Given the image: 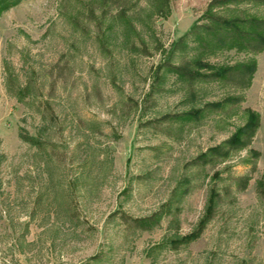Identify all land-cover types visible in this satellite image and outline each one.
Returning <instances> with one entry per match:
<instances>
[{
    "label": "rangeland",
    "instance_id": "rangeland-1",
    "mask_svg": "<svg viewBox=\"0 0 264 264\" xmlns=\"http://www.w3.org/2000/svg\"><path fill=\"white\" fill-rule=\"evenodd\" d=\"M210 1L175 0L160 16L157 0H122V19L101 0H20L1 15L0 264H264L257 191L264 181V51L189 36L213 12L264 18V8L209 9ZM182 37L185 51L173 64L200 58L234 66L253 58L250 87L202 81L191 95L174 71L156 77ZM228 96L243 99L199 120L158 123ZM250 111L260 119L250 147L257 160L245 149L221 164L191 165L230 138ZM242 176L250 177L244 190ZM182 179L192 187L179 226L171 217L151 231L121 224L119 213L150 216ZM212 186L221 194L213 219L194 242L172 249L176 235L197 228Z\"/></svg>",
    "mask_w": 264,
    "mask_h": 264
},
{
    "label": "trees",
    "instance_id": "trees-1",
    "mask_svg": "<svg viewBox=\"0 0 264 264\" xmlns=\"http://www.w3.org/2000/svg\"><path fill=\"white\" fill-rule=\"evenodd\" d=\"M20 0H0V17L1 15L10 10ZM102 8L106 10L108 4L113 3L120 10V18H126V6L122 3V0H101ZM175 0H157L154 10L157 15L164 16L170 9L171 4ZM226 5L243 6L252 5L254 7H263L264 0H211L209 3V9L222 8ZM110 6V5H109ZM124 10V11H123ZM210 21L208 24L195 26L189 36L194 37L200 41L207 40L213 41L220 46H225L228 43L235 41L238 44H242L246 51L251 54L260 53L264 51V18L245 17L243 14H239L234 18H229L213 12L207 16ZM132 25V22H130ZM132 27V26H131ZM186 38H180L171 49L168 55L167 62L160 64L155 70V76L159 77L160 72L163 69L174 71L177 75L187 81L190 89V94L194 95L193 85L202 81H218L226 82L238 90H246L250 87L253 76L256 72L257 64L256 60L251 58L246 63L236 64L234 66H215L204 62L200 58L187 59L183 58L178 64H173L171 59L177 52L185 51ZM99 43L102 50L107 51L105 40L103 37L99 38ZM140 51L144 54H149L145 45H142ZM159 81V78H157ZM242 96H228L225 99L207 104L202 109H191L185 113L179 115L167 114L160 118L159 124H170L176 120L195 121L199 120L205 111L218 112L225 110L235 109V106L241 103ZM260 119L259 115L255 112H248L246 122L239 127L235 133L223 141L220 145L209 148L207 153L200 155L191 165L195 167L205 168L209 164H221L227 161L233 154L241 150L248 149L250 158L255 161L259 158V152L252 150L251 144L256 135L259 127ZM255 165L253 164V169ZM219 178V174L215 175ZM250 177L242 176L237 179V185L241 190L246 189L248 186ZM191 179L181 180L172 192V197L164 203L158 210L153 212L150 216L144 218H128L123 213H119V219L121 224L128 230L132 231H151L158 227L163 219L171 217V219L179 226V215L181 212L180 204L183 197L189 191ZM257 191L260 197L264 199V181H260L257 186ZM210 198L203 217L200 219L195 231L187 236L178 237L176 235L169 244L172 249H177L181 245L194 242L207 228L206 226L213 219L217 206L220 202L221 194L216 189V186H212L210 190Z\"/></svg>",
    "mask_w": 264,
    "mask_h": 264
}]
</instances>
